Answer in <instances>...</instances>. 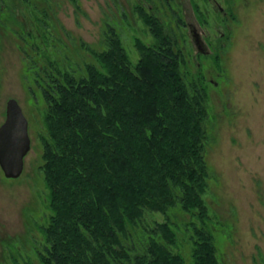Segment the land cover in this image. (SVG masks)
Listing matches in <instances>:
<instances>
[{
  "label": "trees",
  "instance_id": "1",
  "mask_svg": "<svg viewBox=\"0 0 264 264\" xmlns=\"http://www.w3.org/2000/svg\"><path fill=\"white\" fill-rule=\"evenodd\" d=\"M33 7L37 33L25 29L20 49L42 103L49 214L38 264H218L205 200L208 94L165 20L133 6L153 37H134L133 60L115 25L97 46L66 30L69 43L49 29L47 8ZM174 207L190 218L179 225Z\"/></svg>",
  "mask_w": 264,
  "mask_h": 264
},
{
  "label": "rangeland",
  "instance_id": "2",
  "mask_svg": "<svg viewBox=\"0 0 264 264\" xmlns=\"http://www.w3.org/2000/svg\"><path fill=\"white\" fill-rule=\"evenodd\" d=\"M136 3L165 20L188 63V77L201 73L204 78L205 200L218 264H264V0H0V122L6 99L14 97L30 137L21 174L6 177L0 168V264H38L34 251L41 247L40 226L49 214L39 169L42 103L34 99L30 63L20 49L25 29L37 33L33 6L47 8L56 30L52 24L49 29L69 43L67 31L74 42L97 46L104 24L115 25L135 60L134 37L153 40L133 8ZM189 23L196 26L206 53L196 49ZM170 214L179 225L190 218L178 207ZM162 218L159 212L144 215L147 222Z\"/></svg>",
  "mask_w": 264,
  "mask_h": 264
},
{
  "label": "water",
  "instance_id": "3",
  "mask_svg": "<svg viewBox=\"0 0 264 264\" xmlns=\"http://www.w3.org/2000/svg\"><path fill=\"white\" fill-rule=\"evenodd\" d=\"M188 27L196 49L206 53V45L196 26L189 23ZM29 147L27 118L17 99L8 97L5 102L4 119L0 122V168L4 176L14 178L21 174L24 156Z\"/></svg>",
  "mask_w": 264,
  "mask_h": 264
}]
</instances>
